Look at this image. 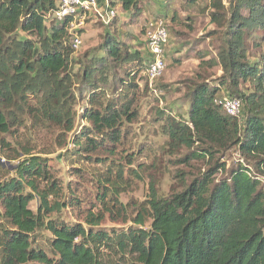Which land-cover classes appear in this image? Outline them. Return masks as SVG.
<instances>
[{
    "label": "trees",
    "instance_id": "16d2710c",
    "mask_svg": "<svg viewBox=\"0 0 264 264\" xmlns=\"http://www.w3.org/2000/svg\"><path fill=\"white\" fill-rule=\"evenodd\" d=\"M59 1L0 0V264H264V0H209L219 44L199 65L221 74L197 75L183 115L154 118L169 151L213 167L167 197L150 185L139 204L120 196L154 150L132 129L150 56L122 28L146 9L107 0L114 18L76 60ZM221 91L236 117L214 102ZM234 148L245 163L228 169L218 156Z\"/></svg>",
    "mask_w": 264,
    "mask_h": 264
},
{
    "label": "rangeland",
    "instance_id": "374dc122",
    "mask_svg": "<svg viewBox=\"0 0 264 264\" xmlns=\"http://www.w3.org/2000/svg\"><path fill=\"white\" fill-rule=\"evenodd\" d=\"M141 1L146 9L144 15L136 24L124 27L122 31L132 35L128 40L132 43L137 41L136 45H141L139 48L147 57L149 52L145 42V31L143 33L141 29L145 30L149 21L162 19L168 30V44L165 48L166 68L151 88L146 71L140 73L141 78L136 81L139 87L136 102L139 119L132 126L134 140L139 142L146 139V142L153 145L154 150L149 156L138 160L135 169L139 170L137 166L141 165L142 170H139L141 180L135 181L130 190L120 196L123 204L144 202L149 197L150 185L154 186L158 195L167 197L172 192L180 191L181 179L186 184H190L196 177L210 173L209 170L213 167V163L207 160L185 163L184 150L176 153L169 151L159 130L160 122L157 123L154 118L156 110L168 109L172 106L174 107L172 116L183 115L187 109L185 95L189 87L196 82L197 75L203 74L205 78L212 79L221 74L218 67L199 65L203 59L215 57L219 44L218 41L208 37V33L216 28L208 16L209 0H195L194 4L191 0ZM119 11L116 10V15H119V23H121L123 15ZM172 15L176 16L175 22L171 21ZM103 30L104 25L98 19L89 18L81 32L82 45L73 53L74 59H80L95 48L100 43ZM159 86H165L166 89L162 87L160 89ZM222 93L224 92L221 91L220 94ZM47 140L49 138L46 137L44 143ZM42 145L41 142L39 146ZM218 161L224 162L228 169L237 163H245L244 157L235 148L220 154ZM54 165L58 175H63L64 169L69 166L68 162ZM221 178H226V174L217 172L213 180L217 182ZM30 208L35 210V204L31 203ZM106 225L115 224L106 223Z\"/></svg>",
    "mask_w": 264,
    "mask_h": 264
},
{
    "label": "built area",
    "instance_id": "2783aa9c",
    "mask_svg": "<svg viewBox=\"0 0 264 264\" xmlns=\"http://www.w3.org/2000/svg\"><path fill=\"white\" fill-rule=\"evenodd\" d=\"M107 0L103 5L97 0H60L57 10L52 17L57 21L66 20V29L70 35L71 47L76 52L82 45L81 31L89 18H96L104 26L115 16V11L105 10ZM145 42L150 60L146 69L149 87L162 75L166 68L165 48L168 44V30L162 19L149 21L145 27ZM220 103L223 111L230 117L239 114L240 103L237 99L222 93L214 100Z\"/></svg>",
    "mask_w": 264,
    "mask_h": 264
}]
</instances>
